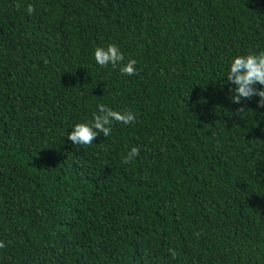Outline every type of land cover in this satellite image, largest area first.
Segmentation results:
<instances>
[{
  "label": "trees",
  "instance_id": "obj_1",
  "mask_svg": "<svg viewBox=\"0 0 264 264\" xmlns=\"http://www.w3.org/2000/svg\"><path fill=\"white\" fill-rule=\"evenodd\" d=\"M261 51L264 0H0V264H264V106L224 77ZM98 105L134 120L73 145Z\"/></svg>",
  "mask_w": 264,
  "mask_h": 264
},
{
  "label": "clouds",
  "instance_id": "obj_2",
  "mask_svg": "<svg viewBox=\"0 0 264 264\" xmlns=\"http://www.w3.org/2000/svg\"><path fill=\"white\" fill-rule=\"evenodd\" d=\"M93 58L100 66L115 65L123 60V55L115 44H107L97 46L93 51ZM135 64L134 59H129L121 66L120 71L131 75L136 71ZM224 77L229 83L232 103L239 104L241 99L255 96L258 97V103L264 106V51L232 56ZM256 85L259 87L257 88ZM133 120L134 115L131 111L118 112L104 105H98L97 112L92 114V119L74 124L66 137L73 145H88L97 136H108L113 121L128 124ZM137 154L138 149L131 147L122 162L128 163Z\"/></svg>",
  "mask_w": 264,
  "mask_h": 264
}]
</instances>
